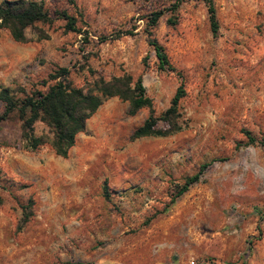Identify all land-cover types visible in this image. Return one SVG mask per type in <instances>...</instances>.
<instances>
[{"label":"rangeland","instance_id":"374dc122","mask_svg":"<svg viewBox=\"0 0 264 264\" xmlns=\"http://www.w3.org/2000/svg\"><path fill=\"white\" fill-rule=\"evenodd\" d=\"M36 1L49 24L26 28L25 42L0 28V87L44 90L60 67L76 87L129 74L141 76L151 111L129 115L126 101L108 98L65 157L46 143L23 149L13 114L0 122V264H264V0H213L215 34L197 0L180 4L174 25L173 0ZM156 10L151 36L182 78V128L129 140L180 80L157 69L147 44ZM46 131L34 123V134Z\"/></svg>","mask_w":264,"mask_h":264},{"label":"trees","instance_id":"16d2710c","mask_svg":"<svg viewBox=\"0 0 264 264\" xmlns=\"http://www.w3.org/2000/svg\"><path fill=\"white\" fill-rule=\"evenodd\" d=\"M185 1L187 0H173L170 3L166 24L174 25L176 23L177 10L180 4ZM197 1L204 5L210 31L215 34L218 22L213 0ZM57 14L64 20L65 30L76 31L73 17L65 12ZM161 15L162 11L160 10L152 11L146 19L147 44L153 51L157 69L174 72L180 80L170 98L168 107L157 117L152 116L149 112L142 123L132 130L129 140L146 136H167L182 128L177 121L178 101L184 95L181 75L169 63L162 45L151 36V29L156 25ZM37 22L46 24L51 22V17L41 1H0V28H5L12 40L25 42L27 38L24 30ZM67 74V68H58L48 76L49 80H54V82L44 90L25 92L23 89H14L9 86L0 87V103L2 105L0 122L11 114L16 117L19 121V140L23 149L33 151L46 143L55 155L65 157L73 146L76 135L85 131L87 119L105 100L111 97L126 101L129 115L135 114L140 108H148L151 111V101L145 94L141 76L134 79L129 74L111 76L108 79L93 76L86 82L85 87H76L67 80ZM158 120L163 121L166 127H158L156 125ZM36 122L46 127L45 134H34L33 126ZM246 138L248 143L254 141V138L248 133H246ZM203 167L204 165H201L197 172L183 179V182L176 187L171 202L183 194L191 184L197 182L199 172ZM27 218L28 213L23 212L21 221L25 222ZM200 263L207 264L206 262Z\"/></svg>","mask_w":264,"mask_h":264},{"label":"built area","instance_id":"2783aa9c","mask_svg":"<svg viewBox=\"0 0 264 264\" xmlns=\"http://www.w3.org/2000/svg\"><path fill=\"white\" fill-rule=\"evenodd\" d=\"M198 264H205V263H198Z\"/></svg>","mask_w":264,"mask_h":264}]
</instances>
